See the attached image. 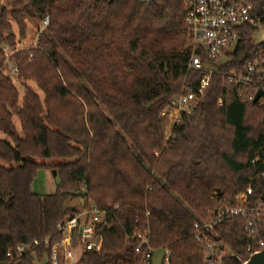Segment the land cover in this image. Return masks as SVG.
I'll use <instances>...</instances> for the list:
<instances>
[{
  "label": "trees",
  "instance_id": "trees-1",
  "mask_svg": "<svg viewBox=\"0 0 264 264\" xmlns=\"http://www.w3.org/2000/svg\"><path fill=\"white\" fill-rule=\"evenodd\" d=\"M250 1L264 7V0ZM31 16H49V25L37 47L15 51L12 60L44 99L25 84L20 101L0 57V264H51L42 245L35 256L17 248L60 239L57 224L78 197L120 209L103 249L76 264L134 262L132 235L147 227L152 246L171 251L170 264H204L194 237L199 216L236 204L249 186L250 202L264 192V107L239 99L223 75L264 52L255 45L258 28L241 30L224 63L209 62L214 72L196 114L167 140L161 113L185 81L207 73L189 68L194 43L184 0H0V41L15 45L12 22L25 36ZM40 168L56 170L55 192L32 190ZM218 232L236 253L234 264L261 249L241 217Z\"/></svg>",
  "mask_w": 264,
  "mask_h": 264
},
{
  "label": "built area",
  "instance_id": "built-area-1",
  "mask_svg": "<svg viewBox=\"0 0 264 264\" xmlns=\"http://www.w3.org/2000/svg\"><path fill=\"white\" fill-rule=\"evenodd\" d=\"M184 6L186 25L194 43L189 68L207 73L193 81H185L174 96L173 104L161 113L167 140L174 136V128L178 124L190 121L196 114L197 104L214 72L209 62L222 60L228 52H233L245 26L259 29L264 25V7L258 9L250 0H184ZM43 24L45 28L48 26L49 16L43 19ZM199 48L205 53L207 63L197 53ZM223 75L239 99L254 103L258 90H264V52L245 62L241 68L230 69ZM219 103H222V99H219ZM256 103L264 107V95ZM256 160H252V163ZM262 177L264 180V172ZM252 193L253 188L249 186L237 196L236 204L221 205L195 221L194 237L203 250L204 264H234L237 255L218 232L219 226L231 218L241 217L246 233L260 238L259 245L264 247V192L257 200L250 202ZM119 209L118 204L101 208L85 198L83 205L71 207L70 213L57 224V233L62 235L60 239L35 240L30 246L19 245L17 250L20 255L34 253L36 247L42 245L49 250L51 264H76L82 254L103 249L104 231L115 216L114 212ZM132 238L137 239V258L134 262L120 264H153L156 248L151 244L150 227L136 232ZM163 249L165 255L162 260L170 264L171 251ZM247 250L251 251V246ZM247 259L239 258L241 264Z\"/></svg>",
  "mask_w": 264,
  "mask_h": 264
},
{
  "label": "rangeland",
  "instance_id": "rangeland-1",
  "mask_svg": "<svg viewBox=\"0 0 264 264\" xmlns=\"http://www.w3.org/2000/svg\"><path fill=\"white\" fill-rule=\"evenodd\" d=\"M6 8L11 9V4L9 2H3ZM46 18V17H45ZM44 19V18H43ZM43 19H39L37 16H31L26 19L27 21V31L26 35L22 36L18 25L15 22H12L14 33L16 36V44L12 45L10 42L5 39L0 41V57L4 56L5 60L2 66V70L8 74L14 81L20 93V101H22L24 95L25 84H28L36 90L42 99H44L45 94L42 90L39 89L36 82L30 78H22L18 75V70L15 63L12 60V55L15 51L29 48L37 47L39 36L43 31H45V25L43 24ZM49 25V24H48ZM226 58L220 60V63H224ZM14 121L20 130V123L17 117L14 118ZM0 136L6 138V135L0 132ZM41 162L51 163V159H42ZM55 170V169H54ZM59 184V177L54 176L53 169L40 168L37 171L36 177L32 184V190L36 193L47 194L53 193L57 189ZM85 197H78L73 200L68 201V206L71 207H80L84 203ZM165 255V250L163 248H157L154 253L153 264H163V257ZM35 256V253H34ZM36 258V257H35ZM35 264H44L35 259Z\"/></svg>",
  "mask_w": 264,
  "mask_h": 264
},
{
  "label": "water",
  "instance_id": "water-1",
  "mask_svg": "<svg viewBox=\"0 0 264 264\" xmlns=\"http://www.w3.org/2000/svg\"><path fill=\"white\" fill-rule=\"evenodd\" d=\"M255 45L264 44V25L260 27L254 34ZM264 95V90H258L254 103ZM54 176L57 175L56 170L53 171ZM243 264H264V247L250 254L248 259Z\"/></svg>",
  "mask_w": 264,
  "mask_h": 264
}]
</instances>
